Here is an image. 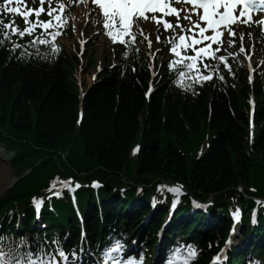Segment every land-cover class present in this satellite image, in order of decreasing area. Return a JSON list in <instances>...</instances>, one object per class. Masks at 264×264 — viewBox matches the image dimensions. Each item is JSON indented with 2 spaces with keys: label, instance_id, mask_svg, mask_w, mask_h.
Returning a JSON list of instances; mask_svg holds the SVG:
<instances>
[{
  "label": "trees",
  "instance_id": "obj_1",
  "mask_svg": "<svg viewBox=\"0 0 264 264\" xmlns=\"http://www.w3.org/2000/svg\"><path fill=\"white\" fill-rule=\"evenodd\" d=\"M125 49V45L118 46L120 62L105 67L82 98L71 78L79 60L63 47L54 54L50 45H40L37 55L29 46L31 55L23 58H18L19 49L11 53L7 44L0 47V143L16 151L13 168L20 177L0 199V236L8 242L24 237L29 245L42 233L78 238L83 222L88 241L97 244L96 238L103 233L128 231L141 222L145 212L136 201H146L156 193L157 184L181 182L190 194L183 198L179 214H188L190 195L207 198L213 194L215 207L224 214H214L208 230L204 219L198 224V218L189 217L203 230L196 232L204 246L196 264H204L215 242L225 236L233 197H238L245 212L254 205L245 194L264 197V71L251 85L244 67L230 72L221 66L224 79L200 85L167 70L147 97L152 78L147 62L140 51L139 59L134 53L124 57ZM88 60L91 65L96 62L93 51ZM252 93L256 101L253 122ZM55 176L83 183L78 193L81 223L68 193L54 198L50 209L47 197L55 190L50 182ZM92 179L103 183L97 194L90 187ZM38 196L47 202L46 230L40 225L32 228V203ZM126 196L135 201L127 215L132 201ZM163 211L162 207L156 211L144 239L151 240L157 217L165 216ZM181 220L171 231L181 234L185 230L187 218ZM244 229L248 233L252 226L246 223ZM260 230L264 232V226ZM251 256L263 257L264 248L249 242L246 254L238 257ZM236 258L235 264H247Z\"/></svg>",
  "mask_w": 264,
  "mask_h": 264
},
{
  "label": "snow or ice",
  "instance_id": "obj_2",
  "mask_svg": "<svg viewBox=\"0 0 264 264\" xmlns=\"http://www.w3.org/2000/svg\"><path fill=\"white\" fill-rule=\"evenodd\" d=\"M69 3L74 0H68ZM29 0H2L0 2V13L7 12L9 14H19L23 17L24 26L20 27L16 25L15 19L0 18V47H4L6 44L11 53H16L17 49L20 50L18 58H23L26 54L31 55L29 52V46L37 50L36 54L39 55L40 45H50L51 51L55 54L60 51V46L56 42V37L61 34V30L66 26L69 16L66 14L67 4L65 0H39L38 6H28ZM33 5L36 4V0H31ZM92 3L98 6V9L103 13V25L107 35L113 42L120 41L126 49L122 53L124 57H129L131 54H135V58L139 59V42L136 37L142 36L147 40L149 49L153 48L152 36H155L157 43L161 42L162 30L167 31L171 29L174 33L173 37H169L165 40V43H170V52L175 53L178 64L184 65L187 72H191L192 69H196L194 76H190L189 79H194L198 83H203L205 80L211 78L210 75H204L197 68V61L202 57H213L215 50L212 47V42L221 43L222 34L228 36L235 35L232 25L243 22L248 25L249 23L264 24V17H261L258 21H253L251 16V10L254 9L257 3L264 7V0H92ZM179 3L180 8L174 6ZM47 4V7H45ZM239 6V7H238ZM202 10V12L198 11ZM159 12L160 15H156ZM183 12V20L187 23L181 22V13ZM237 12L239 13L237 15ZM149 13H152L149 15ZM41 14H46L47 19L41 18ZM195 14V18L193 17ZM168 16H175V21L167 19ZM34 17V18H33ZM244 18L241 20V18ZM144 22H152L149 25V31L145 32ZM41 31L37 32V29ZM51 29V31H49ZM179 29V32H177ZM208 30H211L209 34ZM186 33V34H185ZM31 37L29 40L20 42V39L25 35ZM175 35H178V40L175 39ZM14 37H16L14 39ZM243 38V34L242 37ZM203 41H208L202 46ZM228 44L234 43V41H225ZM193 48L194 54L188 55L181 54V49ZM163 51V49H155L148 53L152 59H155V53ZM240 51H244L243 47ZM220 61L226 62L227 58L224 55H220ZM143 69V64H141ZM149 68L153 65L149 64ZM172 67V63L169 64ZM207 67V65H205ZM132 71L136 70V65H131ZM229 67V71H230ZM213 70L209 69V73ZM123 74V73H122ZM153 76L156 72L153 71ZM180 77L186 76V71L179 72ZM220 79H224L221 75ZM180 83L179 80L175 81ZM151 91V88L149 89ZM139 146H137V149ZM57 177L51 182L52 186H56ZM72 178H68L67 181H61L60 188H71ZM98 184V182H93ZM76 186H79L78 184ZM168 187L169 191L177 194L174 197V204L178 202V195L184 194V189L179 183L171 186L159 185L158 190H163ZM59 197L62 195L61 191L53 193ZM51 196H49V199ZM37 200V198H33ZM43 198H39V203ZM259 203V201H258ZM241 210L237 208L233 212L234 219L239 222L241 219ZM253 218V223H255ZM235 229H233V232ZM5 237L0 236V240ZM45 243H55L57 248L54 251H48L47 248L41 244L38 245L36 250L31 247L25 248L23 251H18L15 256H9L2 248H0V264H78L79 257L77 256V250L73 248L71 251H66L57 239L55 241H46ZM27 241L24 237H20L19 245H26ZM231 244V240L227 242V245ZM226 248L221 249L213 259V264H217L221 261ZM211 247V244L209 245ZM126 245L123 243V239L114 240L109 246L105 247L102 252L104 258V264H144L143 252L140 253L138 258L128 257L126 260L120 262L114 258L116 254L124 251ZM199 246L194 244H178L174 246L168 253L169 259L165 261V264H174L173 257L182 256L184 264H191V261L198 257ZM74 257V259H70Z\"/></svg>",
  "mask_w": 264,
  "mask_h": 264
},
{
  "label": "rangeland",
  "instance_id": "obj_3",
  "mask_svg": "<svg viewBox=\"0 0 264 264\" xmlns=\"http://www.w3.org/2000/svg\"><path fill=\"white\" fill-rule=\"evenodd\" d=\"M0 2H2V0H0ZM67 4V10L68 12L66 13L69 16V20L71 22V27H72V33L70 35V37H63L62 38V42L64 43V46L66 48V50L70 53L73 54L75 53L74 49L77 47L78 48V40H81L79 35L82 34V38H86L88 39L87 45L90 44L89 47H93L94 51H95V56L97 59V63L95 65H90L87 60L85 58H81V65H77L76 68L72 71V80L76 82V84L78 85V88L80 89V91H86L93 83H95V80L93 78V74H98L97 72H99L98 68L100 67H106V66H112L116 63V60L114 58V49L110 43V41H108V39L106 37L103 36L102 34V29L104 28V25L102 23L101 18L99 17V14L95 11L94 6L90 5L89 8H91L93 10V12H95L94 16H91L90 11H88L87 9V4H85L86 9L83 11H80L78 8V4L79 1L78 0H74V2L69 3L66 2ZM70 6V7H69ZM76 8V13L78 15H75V13L73 12ZM90 9V10H91ZM82 10V9H81ZM183 15V13H182ZM79 16V17H78ZM82 21L85 22V24L87 25L86 28L84 29V31H80L78 32L77 29V21ZM141 23L144 24V30L145 32L149 31V25L152 23L149 22H144L141 21ZM152 26L154 27L155 25L152 24ZM243 34V38L242 37ZM170 34L163 31L162 30V36H164V40L169 36ZM238 35L240 38V42L242 40H244L245 38L249 37L248 36V31L244 30L243 28L239 29L238 31ZM252 36H254V43H255V47L251 44V47H254L253 49V53L254 57H252V62L256 63L259 59L263 58L264 59V48H262V44L259 40V38L257 36L254 35V33H252ZM152 39H155V36H152ZM139 42L142 43L143 45L145 43V37L139 36ZM232 41V40H230ZM156 46H160L158 43H155ZM232 45V43H231ZM228 46L230 47V45L228 44ZM242 48V45H240V47H235L232 48L231 47V51L233 53V55H235L236 58H239L241 60H244V54L242 53V51H240V49ZM166 49L163 50V52H165ZM148 50L146 51L147 54ZM168 54L162 55L161 56V60H163ZM100 74H98L99 76Z\"/></svg>",
  "mask_w": 264,
  "mask_h": 264
},
{
  "label": "bare ground",
  "instance_id": "obj_4",
  "mask_svg": "<svg viewBox=\"0 0 264 264\" xmlns=\"http://www.w3.org/2000/svg\"><path fill=\"white\" fill-rule=\"evenodd\" d=\"M84 8H85L84 5H79L78 9L83 10ZM76 25L78 32L83 31L87 26L85 22H83V20L77 21ZM0 156H1V146H0ZM14 179L15 177L13 176L10 162H2L0 160V195L3 194L8 189V187L13 183Z\"/></svg>",
  "mask_w": 264,
  "mask_h": 264
},
{
  "label": "water",
  "instance_id": "obj_5",
  "mask_svg": "<svg viewBox=\"0 0 264 264\" xmlns=\"http://www.w3.org/2000/svg\"><path fill=\"white\" fill-rule=\"evenodd\" d=\"M14 154V151H10L9 153H7V150L5 148H2V158L4 161H9L14 156Z\"/></svg>",
  "mask_w": 264,
  "mask_h": 264
}]
</instances>
